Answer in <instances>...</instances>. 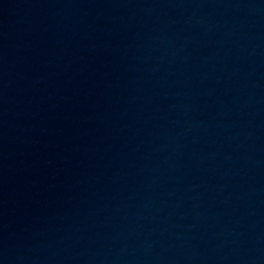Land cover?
Returning <instances> with one entry per match:
<instances>
[{
    "label": "water",
    "instance_id": "95a60500",
    "mask_svg": "<svg viewBox=\"0 0 264 264\" xmlns=\"http://www.w3.org/2000/svg\"><path fill=\"white\" fill-rule=\"evenodd\" d=\"M0 264H264V0H0Z\"/></svg>",
    "mask_w": 264,
    "mask_h": 264
}]
</instances>
